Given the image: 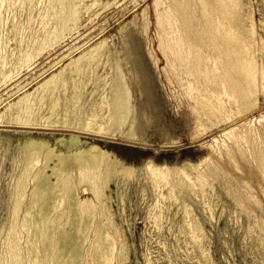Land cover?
Here are the masks:
<instances>
[{"label": "bare ground", "instance_id": "1", "mask_svg": "<svg viewBox=\"0 0 264 264\" xmlns=\"http://www.w3.org/2000/svg\"><path fill=\"white\" fill-rule=\"evenodd\" d=\"M24 1L0 0L1 82L18 77V64L19 68L30 69L36 57L58 45L66 32L76 30L84 7L83 0H48L39 19L41 37L31 40L23 50L19 47L17 62L7 69L1 39L6 21L3 13L20 7ZM244 6V0L152 1L157 48L165 61L163 71L167 81L179 88L192 118L188 130L192 140L221 127L223 130L200 144L206 156L195 163L186 162L177 168L147 160V165L157 202L180 201L188 215L190 205L184 198H197L212 213L211 200L223 193L254 221L260 236L254 239L258 241L257 248L264 252L261 203L249 186L256 182L264 197V113L253 121L235 123L255 109L258 96L264 98V63L255 60L257 46L260 57L264 56V42L255 38L252 16L244 13ZM29 22L13 25L20 46ZM87 44L69 49L65 55L70 56L69 62L43 77L32 91L18 86L22 95L5 106L0 122L6 119V123L21 128L78 130L129 144L141 142L145 127L151 126L152 120L147 109L135 103L133 85H140L139 74L132 75L130 69L125 72L113 58L106 39ZM77 50H81L79 55L71 57ZM149 57L155 66L157 59L151 54ZM56 143L63 151L57 152L40 139H30L23 146L24 167L12 194L6 264H84L82 251L89 232L93 233L86 252L90 264H114L118 255L115 237L119 232L106 217L111 198L104 191L110 183L117 186L133 177L138 169L75 134L68 139L59 138ZM83 189L88 196L81 197ZM187 220L189 238L197 247L202 246V227H195V218Z\"/></svg>", "mask_w": 264, "mask_h": 264}, {"label": "rangeland", "instance_id": "2", "mask_svg": "<svg viewBox=\"0 0 264 264\" xmlns=\"http://www.w3.org/2000/svg\"><path fill=\"white\" fill-rule=\"evenodd\" d=\"M152 1L83 0L84 7L81 8L76 30L66 32L64 39L58 45L38 58L36 57L31 62L30 69L26 67H21V69L20 64L16 65L18 77L10 81L5 80L6 82H1L0 78V114H2L8 103H12L18 95H22V92L18 91V86L32 91L43 77L56 73L68 63L70 56L65 55L69 49L78 47L82 43L91 45L106 39L113 58L119 61L125 72L130 69L132 75H135V72L139 74L140 85H133L135 103L138 107H145L152 120V125L145 127L143 140L130 142V144L120 139H109L78 130L21 128L6 123V119L2 120V123L0 122V264H6L8 260L7 232L13 210L14 196L12 194L24 167L23 146L25 142L30 139L44 140L57 152H61L63 148L56 143V140L68 139L70 134L78 135L84 142L100 145L116 154L125 164L138 169L133 177L128 178L129 180L124 179L117 186L110 183L109 189L103 192L111 198L107 202L110 213L106 209V217L119 232L115 237L118 255L114 264H264V252L257 248L259 247L258 241L255 240L259 234L254 221L233 205L223 193L211 200L212 213L211 210L210 212L208 209L205 210L203 203L197 198H184L185 203L190 205L188 215L183 210L180 201L165 199L157 202L156 200L157 191L150 180L148 161L154 165L177 168L186 162L195 163L206 156V150L199 148L200 144L219 136L223 127L205 134L198 140H192L188 131L192 118L188 115L179 88L176 84L167 81L166 73L163 71L165 61L157 48V28L151 7ZM47 2L48 0H25L20 7L10 8L9 11L3 13L6 21L1 32V39L8 63L7 69L13 62H17L21 49H25L31 40L41 37V26L38 27L39 19L45 13ZM244 4V13L252 16L255 38H260L264 42V0H244ZM143 11H145L144 14H142ZM26 22H29V25L23 34L20 46L13 25H22ZM255 47L253 49V53L256 52L257 55L255 60L264 63V56H261L260 61L261 52L258 46L256 47L258 50ZM81 50L72 52L71 57H77ZM149 54L157 59L155 66ZM256 100L258 105L256 104L255 109L235 121L236 124L251 121L264 113V98L258 96ZM155 126L160 132L155 131ZM250 183L252 193L255 192L254 195L261 203L262 212L259 216L264 219L263 196L259 193V186H256L258 184ZM88 194V191L83 189L81 197L88 196ZM154 219L157 222L153 221ZM187 219L194 220L195 227L199 226L198 230L202 227L200 229L202 246L197 247L198 245L193 244L190 239L191 234L185 229ZM252 226L253 232L256 231L254 233L251 232ZM247 229L251 232L250 234ZM22 238L24 240V235ZM87 238L82 251L84 264L91 263V258L86 255V252L91 245L93 233H87ZM259 238L260 236L257 239ZM200 251L203 252L201 255H199Z\"/></svg>", "mask_w": 264, "mask_h": 264}]
</instances>
